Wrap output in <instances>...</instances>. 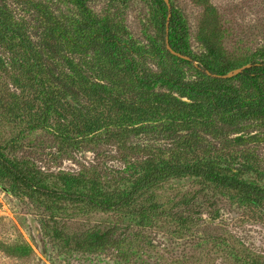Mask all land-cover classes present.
<instances>
[{
    "label": "trees",
    "instance_id": "1",
    "mask_svg": "<svg viewBox=\"0 0 264 264\" xmlns=\"http://www.w3.org/2000/svg\"><path fill=\"white\" fill-rule=\"evenodd\" d=\"M147 1L162 19L148 48L93 16L87 0H0V70L13 89L7 123L23 133H51L73 152L96 138L107 155L124 150L129 174L124 190L104 191L98 176L85 175L61 177L52 187L41 175L49 173L24 161L10 142L0 145V179L48 211L81 204L145 218L162 209L155 190L185 178L263 209L264 187L243 176L255 174L264 184L254 152L264 143V49L243 64L232 60L203 1L212 21L200 26L192 52L169 0ZM55 3L78 13H61ZM114 243L110 231L90 232L85 247L96 252Z\"/></svg>",
    "mask_w": 264,
    "mask_h": 264
},
{
    "label": "rangeland",
    "instance_id": "2",
    "mask_svg": "<svg viewBox=\"0 0 264 264\" xmlns=\"http://www.w3.org/2000/svg\"><path fill=\"white\" fill-rule=\"evenodd\" d=\"M203 1L213 12L220 47L232 60L243 64L251 53L264 49V0H169L188 29L192 52L199 50L200 26L212 21ZM55 7L61 13H78L68 4ZM87 7L141 46L153 47L160 34L162 19L147 0H87ZM11 83L9 73L0 70V145L13 142L19 157L49 173L41 175L52 187L61 186V177L85 175L98 176L106 184L104 191L128 188L123 183L129 175L124 150L107 155L95 138L73 152L51 133H23L21 126L8 124ZM254 152L264 168V143ZM83 169L100 174H77ZM59 172L74 174H55ZM243 178L264 187L255 174ZM206 186L194 178L168 181L155 190L162 209L141 218L81 204L48 211L0 179V264H264V208ZM106 231L112 233V248L88 251L90 232Z\"/></svg>",
    "mask_w": 264,
    "mask_h": 264
},
{
    "label": "water",
    "instance_id": "3",
    "mask_svg": "<svg viewBox=\"0 0 264 264\" xmlns=\"http://www.w3.org/2000/svg\"><path fill=\"white\" fill-rule=\"evenodd\" d=\"M240 70H241V69H238V70L234 71L233 73H230V74L226 75L225 77H229V76H231V75H233V74L239 72Z\"/></svg>",
    "mask_w": 264,
    "mask_h": 264
}]
</instances>
